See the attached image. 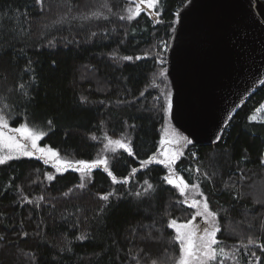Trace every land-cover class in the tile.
Masks as SVG:
<instances>
[{
  "label": "trees",
  "instance_id": "16d2710c",
  "mask_svg": "<svg viewBox=\"0 0 264 264\" xmlns=\"http://www.w3.org/2000/svg\"><path fill=\"white\" fill-rule=\"evenodd\" d=\"M183 1L158 0V14L129 19L132 0H0V115L13 127L41 129L40 142L64 159L104 155L117 178L97 167L80 188L78 171H57L39 156L0 164V264H165L178 257L167 225L193 210L152 157L170 116L167 46ZM263 100L264 85L218 142L187 138L192 143H183L174 163L217 213L225 255L212 264H264V119H249ZM109 139L130 143L134 155ZM146 180L154 190L145 192ZM108 193V201L100 198Z\"/></svg>",
  "mask_w": 264,
  "mask_h": 264
},
{
  "label": "water",
  "instance_id": "95a60500",
  "mask_svg": "<svg viewBox=\"0 0 264 264\" xmlns=\"http://www.w3.org/2000/svg\"><path fill=\"white\" fill-rule=\"evenodd\" d=\"M166 72L172 123L196 143L218 142L264 85L263 1L184 0L167 46Z\"/></svg>",
  "mask_w": 264,
  "mask_h": 264
},
{
  "label": "snow or ice",
  "instance_id": "6c2138e0",
  "mask_svg": "<svg viewBox=\"0 0 264 264\" xmlns=\"http://www.w3.org/2000/svg\"><path fill=\"white\" fill-rule=\"evenodd\" d=\"M36 2L41 3L42 0H36ZM134 2L136 3V8L134 13L129 15V19L138 16L142 11L143 5H147L148 8H155L158 0H134ZM121 18L123 19V17ZM123 59L132 60L133 57L126 56ZM136 59H141V57H136ZM171 109L172 102L169 100L168 110L170 111ZM249 119L252 120L253 117H249ZM50 123L51 122L49 121V124ZM43 135L44 133L33 129L28 124H20L19 127L12 128L5 117L0 115V148L8 150L6 155L0 156V164H4L6 160L13 159V153L32 156L34 152H40L42 157L57 156V153L51 148H48L46 151L44 148L38 146V141L42 139ZM182 139L185 143H192L187 137ZM161 143H164V141H161ZM109 144H114L120 149L126 151L129 155H134L130 143L122 140H109ZM162 155L164 159L159 160L158 162L165 165L169 170L168 174L163 177V180L177 189L181 197H184V200L181 201V203L188 204L189 207L196 210L195 215H193L187 222L178 223L176 219L169 220L167 226L175 231L174 240L179 245V256L174 257L171 262H165V264H211V262L217 261L218 256L225 255L223 247H214L221 243V241L217 239V234L221 231L220 225L217 222V213L210 210L209 202L206 197L203 200H198L195 197H192L189 202V196L186 195V193L190 194L191 192L196 191L201 196H203V193L198 191L199 185L190 184L183 176L178 175L173 169V165L179 153L165 151ZM150 162L151 158L147 161H141V166ZM261 163L264 164V159L261 160ZM75 165V170L81 174L82 182L78 185L80 188L85 186L84 180L86 175L90 173L92 169L101 166L104 167L113 182H116V176L108 169L107 159L98 158L91 162L78 160L75 161ZM61 166L67 168L73 167V164L71 162H62L58 165L57 171H59ZM136 171L137 169H132V173H135ZM48 179L51 180L53 177L48 176ZM122 182L127 183L128 178H123ZM144 183L147 185L145 192L154 190V186L147 180ZM110 195L112 194H104L100 198L104 201H108ZM136 195L140 196L141 193L137 192ZM197 217H202L205 221L206 226L202 229L198 224L193 223ZM253 242L254 241L249 238V243ZM259 247L264 251V244H261ZM253 255H255V253H253ZM153 264H155V262H153ZM257 264H260L259 259L257 260Z\"/></svg>",
  "mask_w": 264,
  "mask_h": 264
},
{
  "label": "rangeland",
  "instance_id": "374dc122",
  "mask_svg": "<svg viewBox=\"0 0 264 264\" xmlns=\"http://www.w3.org/2000/svg\"><path fill=\"white\" fill-rule=\"evenodd\" d=\"M133 3H134V6H133V10H131V14L134 13L135 11V8H136V3L134 2V0H132ZM142 11H145L147 13H152V14H158V10L155 8H148L147 5H143L142 6ZM167 61V60H166ZM172 93V92H171ZM165 100H166V106H167V113H168V101L171 100V94H170V89L168 88L167 86V94L165 95ZM169 114V113H168ZM250 117H253V119H264V100L262 101V103L254 110V112L251 114ZM22 124H28L26 122L22 123ZM29 125V124H28ZM20 125L16 126V127H19ZM30 127H32L33 129L39 131V132H42L43 131L35 126H32V125H29ZM10 127L12 128H15L13 126L10 125ZM185 135H183L182 133H180L179 131L176 130V128L173 126V123L171 121V118L170 116L166 117V120H165V123H164V126L162 128V134H161V138H160V142H159V149L157 151V153L152 157L154 161H159V160H162L164 159L162 153L165 152V151H168V152H178L179 155L178 157L181 155V150H182V146H183V139ZM19 138V137H18ZM111 140V139H109ZM109 140H108V145L110 147H118L114 144H109ZM161 141H164V143H161ZM38 146L39 147H42L44 148L46 151L48 148H51L54 152L57 153V156L55 157H42L41 156V153L40 152H34V154L32 156H39V157H42L43 159L47 160V161H50L56 168L58 167V165H60L62 162H71L73 164V167H67V168H72V169H75L76 165H75V161H71V160H67V159H64L62 158L58 152L56 151L55 148L51 147L50 145L48 144H42L40 141H38ZM7 149H3V148H0V156H4L7 154ZM13 156H20L22 154H19V153H13L12 154ZM177 157V159H178ZM106 159V157L104 155L100 156V157H97L96 159ZM94 159V160H96ZM176 159V160H177ZM92 160V161H94ZM91 162V161H89ZM159 163V162H158ZM165 166V165H164ZM166 167V166H165ZM59 169H66L65 166H61ZM167 169V174L169 172L168 168L166 167ZM173 169H174V165H173ZM175 170V169H174ZM180 175V174H178ZM181 176V175H180ZM186 195L189 196V202H190V199L192 197H195L196 199L198 200H203L204 197L199 195L196 191H193L191 192L190 194L189 193H186ZM188 205V204H187ZM192 214L191 216H189V218L185 219V220H177L178 223H184V222H187L193 215H195V209L192 208ZM194 224H198L199 227L202 229L203 227H205V221L202 217H197L195 221H193ZM175 232V231H174ZM214 247H217L218 246H214ZM179 256V255H178ZM212 264V262H211Z\"/></svg>",
  "mask_w": 264,
  "mask_h": 264
},
{
  "label": "built area",
  "instance_id": "2783aa9c",
  "mask_svg": "<svg viewBox=\"0 0 264 264\" xmlns=\"http://www.w3.org/2000/svg\"><path fill=\"white\" fill-rule=\"evenodd\" d=\"M179 8L177 9V12H178Z\"/></svg>",
  "mask_w": 264,
  "mask_h": 264
}]
</instances>
